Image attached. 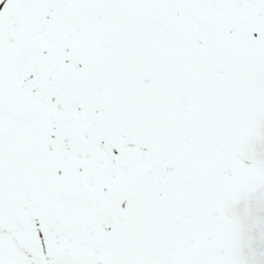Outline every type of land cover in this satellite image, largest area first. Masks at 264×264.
I'll return each instance as SVG.
<instances>
[{
    "label": "bare ground",
    "instance_id": "1",
    "mask_svg": "<svg viewBox=\"0 0 264 264\" xmlns=\"http://www.w3.org/2000/svg\"><path fill=\"white\" fill-rule=\"evenodd\" d=\"M59 6L63 9L62 4ZM69 8L63 9L61 15L66 22L76 23L79 19ZM21 12L18 26L22 24ZM58 28L57 22V31ZM38 35L34 42H23L26 45L21 47L22 56L9 69L11 88L7 89L10 93L2 118L4 132L12 136L30 130L34 136L27 147L36 161L34 170L25 177L0 169V177L6 182L0 189V222L4 225L0 228V264H57V261L111 264L115 256L109 250L112 243L108 234L121 226L118 223L123 216L122 209L126 210L129 204L124 194L129 189L144 187L147 195L156 201L160 196L175 192L179 185L171 175L172 147L163 133L169 129L170 119L193 104V97L173 99L166 108L154 113L149 124L154 123L155 127L148 142L145 137H138V132L125 136L123 128L128 127L118 130L96 117L93 120L102 123V127L90 133L84 123L92 119L85 109L92 108L87 104L94 96L93 79L84 73L74 76L75 70L68 73L60 62V53L56 60L50 61ZM89 37L98 38L91 32ZM67 44L70 45L66 48L74 50L72 56L80 54L81 44L68 41ZM70 84L74 88L82 86L87 93L81 100L82 106L76 103V96L67 94ZM81 92L77 90L80 96ZM101 101L105 103L103 98ZM202 121L207 133L201 143L205 151L200 170L205 171L220 164L222 159L214 114H203ZM95 161L101 163L95 164ZM83 171L89 176L84 177ZM89 182L92 186H88ZM192 192L202 201L199 193ZM187 197L192 199V196ZM20 216L25 220L18 219ZM191 217L179 222V231L187 226ZM153 226L152 222L150 229H154ZM45 228L49 233L41 238L40 230ZM216 236L201 226L190 235L175 237L172 244L177 251H189L193 258L191 263L168 259V264H227L221 251L223 247L215 244ZM41 243L47 245L46 249L39 247ZM146 246L145 241H140L128 247L138 253Z\"/></svg>",
    "mask_w": 264,
    "mask_h": 264
},
{
    "label": "rangeland",
    "instance_id": "2",
    "mask_svg": "<svg viewBox=\"0 0 264 264\" xmlns=\"http://www.w3.org/2000/svg\"><path fill=\"white\" fill-rule=\"evenodd\" d=\"M180 2L181 0H0V96H2L0 99V169L17 177H25L34 170L36 157L31 155L27 147L34 134L25 129V132L20 135H6L2 118L10 93L7 89L11 88L8 81L9 69L22 56L24 50L21 47L26 45L23 42H34L39 32L40 45L50 61L56 60L60 53V58L62 57L60 62L68 73L75 70L74 76L77 73H84L93 79L94 96L88 100L87 104L92 108L89 109L84 105L85 108L87 107L86 114L92 117L87 124L84 123L86 131L96 132L102 127V123L99 124L98 120H93L96 117L105 125L112 124L118 130L124 126L128 127L123 128L127 137L133 132H138L140 133L138 137H145L147 142L150 141L155 127L154 123L149 124L153 114L166 108L171 103L169 100L181 91L190 98L188 95L196 87L194 83L190 84L189 73L182 70L183 64L179 57L195 55V60L193 57L189 58L193 67L199 64L206 65L205 62L199 61L206 56V53L197 52L193 36L182 47H177L172 40H169L168 36L179 37L183 34L182 20L177 18V15L180 18L179 13L175 12L172 22L165 24L162 29L163 34L156 31L154 25L156 14L163 13L168 8L176 11ZM59 4L63 5V9L71 7V11L79 21L73 24H70V21L66 22L61 15L63 9ZM186 4L191 5L188 0ZM250 7L251 16L258 15V12L253 10V6ZM187 9L189 12L190 8ZM19 10H22L21 16H23L20 26L16 24L19 21ZM57 22L60 27L58 31L56 30ZM255 22V19H251V23ZM263 31L259 34H263ZM89 32L96 33L98 38L94 40L89 37ZM67 41L71 44L74 42L81 44L80 54L72 56L74 50L70 47L66 48L70 45ZM150 55L162 57L161 59L174 56L176 62L166 66L169 70L166 69L167 71H163L160 76L155 70L151 73L148 71ZM74 56L78 58L75 60ZM174 67H178L180 72H173ZM207 73L208 71L204 74L198 73L197 78L208 82L210 78L207 77ZM182 74L187 78L182 79ZM153 78L159 80L154 82L153 86L145 85L146 80ZM77 90L82 93L81 96ZM114 90L116 92H113ZM201 92L206 93L202 90ZM67 94L76 96V103L79 106L83 105L81 100L87 97V93L80 85H77V88L71 84L68 85ZM102 98L105 103L101 101ZM207 110L208 104L202 102L197 108V113ZM188 112V109L182 110L170 119L169 129L163 133L172 147L173 161H176L180 168V176H177L179 178L174 177L179 184L176 191L164 197L160 196L156 201L147 195L144 187L129 189L124 194L129 204L126 210L121 208L123 216L118 223L121 226L119 228L117 226L108 234L112 243L109 250L112 256H115L111 264H168V259L174 258L191 263L193 256L189 251L178 252L176 246L170 247L169 243L173 242L175 237L194 233L195 228L201 225L208 227L211 233L217 234L216 245L223 246L221 251H224L227 264H236V260L228 251L231 249V244L220 243V241H226L225 236L234 229L230 225L229 216L223 213L216 219L217 215L207 210V204L198 206L191 200L184 199L187 195L194 199L193 190L198 191L201 197L204 190L207 194L217 195L219 199H222L216 184L207 185L209 177L200 170L202 149L198 142L201 135L198 137L196 133L200 128V119L195 118L191 121L188 116L192 114ZM79 124L82 125V123ZM111 145L118 149L113 142ZM98 163L101 162L95 161V164ZM83 175L89 176V173L85 174L83 171ZM5 185L6 182L2 176L0 189ZM88 186H92V183L89 182ZM212 186H214L213 191ZM223 206H225L224 202L217 208L222 209ZM191 214L196 215L193 221L189 216ZM188 217H191L190 222L182 231H179L177 228L179 222ZM18 219L22 220L23 217L20 216ZM152 222L154 229H150ZM1 227L4 225L0 222ZM47 233L49 232L45 228L40 230L39 235L41 238H46ZM140 241H145L147 246L138 253H134L128 246ZM40 246L41 249L47 247L44 243ZM57 264L62 263L57 261ZM75 264L95 263L87 261Z\"/></svg>",
    "mask_w": 264,
    "mask_h": 264
},
{
    "label": "water",
    "instance_id": "3",
    "mask_svg": "<svg viewBox=\"0 0 264 264\" xmlns=\"http://www.w3.org/2000/svg\"><path fill=\"white\" fill-rule=\"evenodd\" d=\"M245 138L244 158L262 168L261 178L227 201L236 226L233 252L239 264H264V107Z\"/></svg>",
    "mask_w": 264,
    "mask_h": 264
},
{
    "label": "flooded vegetation",
    "instance_id": "4",
    "mask_svg": "<svg viewBox=\"0 0 264 264\" xmlns=\"http://www.w3.org/2000/svg\"><path fill=\"white\" fill-rule=\"evenodd\" d=\"M253 6V10L258 12V15H255V17L251 16V7ZM199 11L202 12L201 7L199 8ZM238 14L240 16L238 17ZM236 16V19H240V22H234L233 18H235L234 13L232 9L224 8L220 11L210 9V14H209V19L211 22V25L213 26V21L219 20L223 24V29H228L230 27L235 28V29H241V26H249L251 24V19H255L256 22L252 23L253 26L256 24V27L261 26V24L264 22V0H241L240 2V13H238ZM207 16L202 15L201 16V22L204 23L206 20ZM203 33V32H202ZM248 35L249 32H248ZM218 40H220L218 38ZM228 42H232L231 39H228ZM227 42V43H228ZM246 43H250V39L247 36ZM225 46V42H218L214 40V43L212 47H219L222 48ZM256 87L261 91V93L258 94V102L264 103V82L260 84H256ZM257 94V93H256ZM227 128V133H226V138L225 140H230L232 142V148L233 149H238L239 145L242 143V135L246 133L252 126V112L250 109H243L242 111V117H238L237 119V124H229L226 125ZM230 128V130H229ZM235 128V130H233ZM225 133V132H224ZM234 154L231 156L230 160L236 164L239 163L240 160L237 158V155L235 158L233 157ZM241 168L244 170H250L255 168H243L241 164ZM252 177H249L248 180L251 181Z\"/></svg>",
    "mask_w": 264,
    "mask_h": 264
}]
</instances>
